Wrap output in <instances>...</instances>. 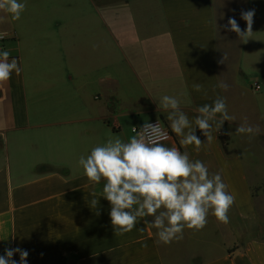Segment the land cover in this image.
Masks as SVG:
<instances>
[{
	"label": "crops",
	"instance_id": "0c3cea01",
	"mask_svg": "<svg viewBox=\"0 0 264 264\" xmlns=\"http://www.w3.org/2000/svg\"><path fill=\"white\" fill-rule=\"evenodd\" d=\"M23 2L18 21L0 13L2 50L21 67L0 83V256L21 248L27 264H264V0ZM248 10L244 41L224 25L235 18L246 31ZM164 95L190 121L224 97L235 120L210 143L197 128L203 144L184 148L157 110ZM245 118L257 134L236 133ZM158 119L172 135L163 143L220 171L235 196L229 223L209 214L174 250L157 243L152 217L115 236L103 181L93 185L77 166L110 135L127 141L132 127ZM13 259L19 264V253Z\"/></svg>",
	"mask_w": 264,
	"mask_h": 264
},
{
	"label": "clouds",
	"instance_id": "9594fccd",
	"mask_svg": "<svg viewBox=\"0 0 264 264\" xmlns=\"http://www.w3.org/2000/svg\"><path fill=\"white\" fill-rule=\"evenodd\" d=\"M26 9L23 0H0V13L18 21ZM255 10L241 12V18L247 22V30L239 27L235 18H229L224 27L235 32L247 41L252 33ZM0 16V19H3ZM7 50L0 51V83L7 82L13 72L17 75L21 67L16 58L9 59ZM227 54L220 63H224ZM219 88L227 91L228 85L220 81ZM197 91L200 85L194 86ZM168 113L167 120L172 133L180 137L179 144L184 148L195 145L199 150L203 144L196 135L197 128L207 137V143L213 139V133L219 132L225 121H234L230 115L224 97H217L212 104H205L196 110L194 121L181 110L180 101L175 96L164 95L158 101V108ZM187 130V131H186ZM133 135L127 141L119 136H109L105 143L91 148L90 153L81 155L77 166L93 185L101 184L102 196L110 203V220L115 236L131 232L138 218L152 217L146 223L156 229L157 243L171 244L183 239L185 229L203 230L211 214L220 223H229L228 213L235 203V196L220 171L210 173L208 166L201 160H192L187 151L166 146L167 137L156 123L145 122L141 127H132ZM259 127L240 123L236 133L255 135ZM228 132L227 135L232 136ZM92 208L98 201L92 193ZM19 253V264H27L29 252L21 248H7L0 256V264H17L13 256Z\"/></svg>",
	"mask_w": 264,
	"mask_h": 264
},
{
	"label": "built area",
	"instance_id": "2783aa9c",
	"mask_svg": "<svg viewBox=\"0 0 264 264\" xmlns=\"http://www.w3.org/2000/svg\"><path fill=\"white\" fill-rule=\"evenodd\" d=\"M5 42H6V37L3 34H0V50L4 48ZM255 89L256 90L260 89L258 84H255ZM156 122L157 121H153L150 123H156ZM159 123H160L162 130L167 133V137L163 142L169 141L172 138L171 132L160 121Z\"/></svg>",
	"mask_w": 264,
	"mask_h": 264
},
{
	"label": "rangeland",
	"instance_id": "374dc122",
	"mask_svg": "<svg viewBox=\"0 0 264 264\" xmlns=\"http://www.w3.org/2000/svg\"><path fill=\"white\" fill-rule=\"evenodd\" d=\"M228 36H229V39H230V37H231V39L233 38L230 34H228ZM234 54H235V52H234L232 49H230V51H228V56H229V59H230V60L234 57ZM217 238L221 239L220 237H215V239H217ZM176 244H179V242L174 241V242H172L171 244H168L167 247L169 246L168 249H170V250L173 249V250H174L175 247H176ZM199 244H200V243H198V245H199ZM221 244H222L221 242L215 240V244H214L215 249H216V250H219L220 247H221ZM205 245H207V244H205ZM210 251H211V250H210ZM208 254L210 255L211 253L208 252Z\"/></svg>",
	"mask_w": 264,
	"mask_h": 264
}]
</instances>
